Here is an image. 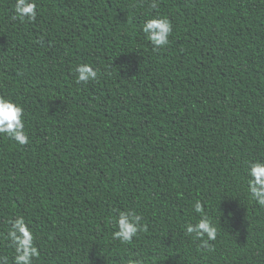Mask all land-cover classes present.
<instances>
[{
  "label": "trees",
  "instance_id": "1",
  "mask_svg": "<svg viewBox=\"0 0 264 264\" xmlns=\"http://www.w3.org/2000/svg\"><path fill=\"white\" fill-rule=\"evenodd\" d=\"M36 3L27 22L0 0V96L29 135L0 136V256L13 264L8 221L23 215L33 264H264L245 172L264 159V0ZM157 15L173 32L154 50L140 29ZM85 62L98 78L78 85ZM197 199L221 215L212 251L183 230ZM118 210L147 225L130 245L112 239Z\"/></svg>",
  "mask_w": 264,
  "mask_h": 264
},
{
  "label": "clouds",
  "instance_id": "2",
  "mask_svg": "<svg viewBox=\"0 0 264 264\" xmlns=\"http://www.w3.org/2000/svg\"><path fill=\"white\" fill-rule=\"evenodd\" d=\"M155 6L153 2L152 7ZM14 14L21 21L34 22L38 15L36 0H15ZM140 30L145 39L153 45L154 50H159L170 43L173 25L167 16L157 15L145 19ZM74 75L78 85L88 84L97 80L98 70L91 63H79L74 68ZM0 136H6L19 145H25L29 141L23 106L5 96H0ZM245 172L248 198L264 207V159L248 161ZM205 209L204 202L197 199L192 205L194 218L185 222L183 230L185 235L200 242L201 249L212 251L210 242L217 238L219 229L216 220L218 219L220 224L221 215L214 218ZM219 211L221 212L220 209ZM142 221V215L132 210H118L109 220L115 228L112 239L124 245L132 244L135 237L147 231V225ZM8 224L6 239L14 249L13 264H33L34 259L39 258L40 250L36 245V237L30 222L25 216L16 215L9 219ZM0 264H8V257L0 256ZM125 264L143 262L129 257Z\"/></svg>",
  "mask_w": 264,
  "mask_h": 264
}]
</instances>
